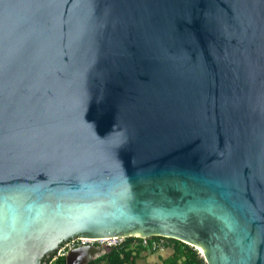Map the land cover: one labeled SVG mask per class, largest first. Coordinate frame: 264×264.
Masks as SVG:
<instances>
[{
  "label": "water",
  "instance_id": "water-1",
  "mask_svg": "<svg viewBox=\"0 0 264 264\" xmlns=\"http://www.w3.org/2000/svg\"><path fill=\"white\" fill-rule=\"evenodd\" d=\"M148 237L264 264V0H0V264Z\"/></svg>",
  "mask_w": 264,
  "mask_h": 264
},
{
  "label": "trees",
  "instance_id": "trees-1",
  "mask_svg": "<svg viewBox=\"0 0 264 264\" xmlns=\"http://www.w3.org/2000/svg\"><path fill=\"white\" fill-rule=\"evenodd\" d=\"M161 237H152L159 239ZM165 241L163 249L169 248L170 254L162 259V264H204L201 257L192 247L185 245L173 239L162 238ZM137 238H126L124 242L116 247L109 248L108 253L88 262L87 264H136V260L141 253L146 252L144 249L134 246L138 242ZM156 251H151L153 253ZM47 264H64V257L56 256L53 253Z\"/></svg>",
  "mask_w": 264,
  "mask_h": 264
},
{
  "label": "built area",
  "instance_id": "built-area-1",
  "mask_svg": "<svg viewBox=\"0 0 264 264\" xmlns=\"http://www.w3.org/2000/svg\"><path fill=\"white\" fill-rule=\"evenodd\" d=\"M152 237L138 239L139 241L133 245L144 249L146 252L158 251L163 249L165 241L161 238L151 239ZM126 238H103V239H78L72 238L65 244H63L57 251L56 256L64 257V255L71 249L80 246H94V247H106L112 248L120 245ZM198 253V252H197ZM198 256L201 255L198 253ZM202 258V257H201ZM205 264V263H204Z\"/></svg>",
  "mask_w": 264,
  "mask_h": 264
},
{
  "label": "rangeland",
  "instance_id": "rangeland-1",
  "mask_svg": "<svg viewBox=\"0 0 264 264\" xmlns=\"http://www.w3.org/2000/svg\"><path fill=\"white\" fill-rule=\"evenodd\" d=\"M170 249L165 248L153 253L144 252L136 260L137 264H162L161 261L170 254Z\"/></svg>",
  "mask_w": 264,
  "mask_h": 264
},
{
  "label": "flooded vegetation",
  "instance_id": "flooded-vegetation-1",
  "mask_svg": "<svg viewBox=\"0 0 264 264\" xmlns=\"http://www.w3.org/2000/svg\"><path fill=\"white\" fill-rule=\"evenodd\" d=\"M59 248H60V247H59ZM59 248H58V249H59ZM58 249H56L54 253H56V251H57Z\"/></svg>",
  "mask_w": 264,
  "mask_h": 264
},
{
  "label": "crops",
  "instance_id": "crops-1",
  "mask_svg": "<svg viewBox=\"0 0 264 264\" xmlns=\"http://www.w3.org/2000/svg\"><path fill=\"white\" fill-rule=\"evenodd\" d=\"M137 264V263H136Z\"/></svg>",
  "mask_w": 264,
  "mask_h": 264
}]
</instances>
